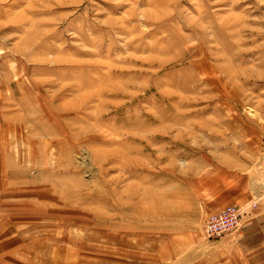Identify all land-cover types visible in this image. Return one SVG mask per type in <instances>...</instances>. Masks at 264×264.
Instances as JSON below:
<instances>
[{"label":"rangeland","instance_id":"obj_1","mask_svg":"<svg viewBox=\"0 0 264 264\" xmlns=\"http://www.w3.org/2000/svg\"><path fill=\"white\" fill-rule=\"evenodd\" d=\"M245 189L264 0H0V264H255L233 237L264 195L209 205Z\"/></svg>","mask_w":264,"mask_h":264},{"label":"crops","instance_id":"obj_2","mask_svg":"<svg viewBox=\"0 0 264 264\" xmlns=\"http://www.w3.org/2000/svg\"><path fill=\"white\" fill-rule=\"evenodd\" d=\"M262 194L263 193L259 194L257 190L249 193L246 189L244 193H210V197L212 200L214 199L213 202H211L212 200L209 201V205H211L210 210L214 211L232 203H246L248 204L247 207L251 208L254 207L253 203L257 204V201H253L249 204V199H251L253 195L262 196ZM242 224L238 232L235 233L237 236L233 237V241L239 242L241 251L247 253L248 262H255V264L264 263V207H262L260 211L252 212Z\"/></svg>","mask_w":264,"mask_h":264},{"label":"built area","instance_id":"obj_3","mask_svg":"<svg viewBox=\"0 0 264 264\" xmlns=\"http://www.w3.org/2000/svg\"><path fill=\"white\" fill-rule=\"evenodd\" d=\"M242 214L243 207L235 204L212 213L204 226L206 235L211 239L224 236L239 225Z\"/></svg>","mask_w":264,"mask_h":264},{"label":"bare ground","instance_id":"obj_4","mask_svg":"<svg viewBox=\"0 0 264 264\" xmlns=\"http://www.w3.org/2000/svg\"><path fill=\"white\" fill-rule=\"evenodd\" d=\"M242 219V218H241Z\"/></svg>","mask_w":264,"mask_h":264}]
</instances>
